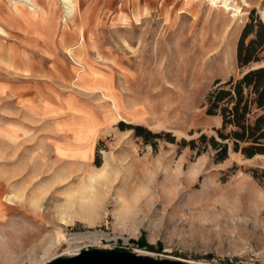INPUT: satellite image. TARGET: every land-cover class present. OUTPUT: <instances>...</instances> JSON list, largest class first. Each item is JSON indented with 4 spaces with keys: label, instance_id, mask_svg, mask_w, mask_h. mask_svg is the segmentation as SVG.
<instances>
[{
    "label": "rangeland",
    "instance_id": "obj_1",
    "mask_svg": "<svg viewBox=\"0 0 264 264\" xmlns=\"http://www.w3.org/2000/svg\"><path fill=\"white\" fill-rule=\"evenodd\" d=\"M13 1L0 0V264L85 249L264 264V155L229 148L216 161L210 147L182 145L216 135L221 117L206 112L216 86L264 65V51L236 59L244 25L264 22V0H235L237 16L208 0H77L72 18L59 0H39L42 13L17 3L36 10L30 23ZM69 200L100 213L74 217L58 243L38 210L52 219ZM92 233L101 241L70 247ZM140 237L153 249L132 242Z\"/></svg>",
    "mask_w": 264,
    "mask_h": 264
},
{
    "label": "trees",
    "instance_id": "obj_2",
    "mask_svg": "<svg viewBox=\"0 0 264 264\" xmlns=\"http://www.w3.org/2000/svg\"><path fill=\"white\" fill-rule=\"evenodd\" d=\"M247 22L237 43L236 59L239 66L261 60L264 51V22ZM254 33L247 42V37ZM219 81H216V84ZM207 114L220 115L221 126L216 135L201 133L197 138L182 140V145L196 149L197 153L211 148L216 161H223L231 148L247 158L264 155V65L251 68L236 80L230 79L216 86L207 96ZM124 129L125 124L121 123ZM136 136H157L141 125H128ZM174 138H171L173 141ZM149 250L143 237L132 241Z\"/></svg>",
    "mask_w": 264,
    "mask_h": 264
},
{
    "label": "bare ground",
    "instance_id": "obj_3",
    "mask_svg": "<svg viewBox=\"0 0 264 264\" xmlns=\"http://www.w3.org/2000/svg\"><path fill=\"white\" fill-rule=\"evenodd\" d=\"M39 0H14L13 5L15 8H17V3H22V4H31L32 6L36 7L38 10L41 12L43 9L38 5ZM65 9V14L69 17L72 18L77 11L78 8V2L77 0H59ZM235 0H208L209 4L212 5L213 7L217 8H223L227 12L231 13V16H237V14L240 12V7H234L233 2ZM54 2V0H47V5H51ZM243 6H248V0H241ZM235 4V3H234ZM18 9V8H17ZM50 11V10H49ZM225 11V12H226ZM261 17L264 20V10H261ZM49 18V16H48ZM4 29L0 26V33H3ZM94 177H91L90 181L92 182L94 180ZM80 193V192H79ZM81 195V194H80ZM75 202L73 200H69V202H65L62 204L63 207L61 208H56L54 212L56 213L52 219H46L44 216L48 214V212H44L41 210H38L39 215L37 216L36 220H39V227H47L45 226L47 223L48 224H53L54 228H56V234L57 238L56 241L58 243H61L60 240V235L63 237V231L67 230V228L70 225H73V219L74 217H80L83 218L85 222H90V217H94L96 214H99L100 212L98 211V207H95L94 205L90 208H75L74 205ZM52 225V226H53ZM102 237H99L97 234L92 233V234H81V235H74L70 239L69 245L70 247L77 246L81 244L83 241L86 239H89L91 242H96V241H101ZM100 243V242H99ZM75 246V247H76Z\"/></svg>",
    "mask_w": 264,
    "mask_h": 264
},
{
    "label": "water",
    "instance_id": "obj_4",
    "mask_svg": "<svg viewBox=\"0 0 264 264\" xmlns=\"http://www.w3.org/2000/svg\"><path fill=\"white\" fill-rule=\"evenodd\" d=\"M44 264H189L168 259L156 260L138 254L117 251L85 249L81 253L68 257L56 258Z\"/></svg>",
    "mask_w": 264,
    "mask_h": 264
},
{
    "label": "crops",
    "instance_id": "obj_5",
    "mask_svg": "<svg viewBox=\"0 0 264 264\" xmlns=\"http://www.w3.org/2000/svg\"><path fill=\"white\" fill-rule=\"evenodd\" d=\"M175 0H166L165 1V3H172V2H174ZM163 2V0H159V4H161ZM43 4V3H42ZM13 5V4H12ZM46 5V4H45ZM24 6H26V5H19V8L18 9H16L14 6H13V8H14V10H15V16H17V17H19L20 16V13L22 12V9H24ZM42 8H43V6H41ZM26 11H27V20H28V22L30 23L31 22V20L35 17V15H34V13H35V9H30V7H28V6H26V9H25ZM44 11V10H43ZM38 12V11H37ZM40 13H42V12H40ZM1 27H3L2 25H0ZM3 29L5 30V28L3 27ZM6 31V30H5ZM0 60H1V55H0ZM78 64H79V66H81V62H77ZM79 70H81V69H79ZM83 72V71H82ZM79 77H80V73L78 72V75H77V78L79 79ZM78 82L80 83V85H81V87L82 88H84V84H83V81L82 80H78Z\"/></svg>",
    "mask_w": 264,
    "mask_h": 264
}]
</instances>
